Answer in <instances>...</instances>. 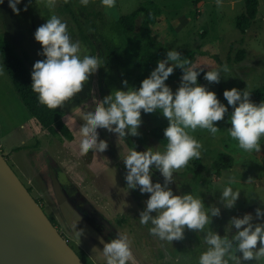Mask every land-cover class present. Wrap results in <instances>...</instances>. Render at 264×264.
<instances>
[{"label":"rangeland","instance_id":"374dc122","mask_svg":"<svg viewBox=\"0 0 264 264\" xmlns=\"http://www.w3.org/2000/svg\"><path fill=\"white\" fill-rule=\"evenodd\" d=\"M259 2L257 18L243 35L236 28V18L245 10L246 0H220L219 4L217 0H205L199 5H195V0H116L110 8L103 0H90L87 6L80 4L79 0H53L54 6L51 7L46 0H33L28 11H21L18 15L25 34L16 49L32 70L34 62L42 59L37 55L41 46L33 34L39 25L55 14L67 22L71 38L79 41L87 51L106 57L105 43L109 42L107 37L111 30L119 36L121 43L135 46L134 50L138 48L142 54L146 42L123 35L115 22L141 6L157 5L161 12L152 27V38L155 43L153 53L158 60L166 58L167 51L175 49L197 68L203 67L204 71L226 64L229 71L222 73L218 84L206 81L209 90L217 93L219 86L241 90L247 87L253 92L264 86V0ZM20 7L23 8V4ZM71 8L81 15L79 21L90 41L83 39ZM98 13L102 14V20ZM141 21L138 19V26ZM89 23L95 24V28L89 30L86 27ZM0 33L10 41L1 16ZM241 50L245 51V58L238 62L236 57ZM110 67V63H106L91 73L84 88L59 108L65 117H71L65 120L74 135V141H69L35 130L33 117L5 71L0 55V152L25 186L31 188L32 195L42 202L49 218L57 221L60 232L70 245L82 253L87 264H106L100 251L103 248L100 238L107 242L116 233L129 236L137 264H197L200 253L206 248L202 233L186 230L182 240L162 241L149 233L150 225L139 223V212L143 210V201L148 194L142 195L136 190L124 196L126 182L122 159L127 147L135 144L137 151H143L146 147L158 146L160 143L151 132L168 125L166 118L159 113H142L141 135L126 137L127 144L116 134L98 129L100 138L108 142L107 150L103 153L90 150L86 154L78 150L76 129L84 120L87 107L84 102L91 103L90 89H95V95L103 99L111 90L120 89L124 79L129 86H134L136 76L144 72L131 68L128 75L117 65ZM181 74L182 70L177 68L166 81L173 90L178 86ZM228 120L226 115L223 120L215 122L220 129L215 135L199 128L190 133L202 144L201 157L190 160L177 170L175 183L169 185L174 194L193 192L202 196L206 206L220 207L221 214L213 217L210 227L221 236L225 235V226L232 216L249 212L251 207H264L260 201L264 200V138L260 141L261 152L245 151L229 135L227 129L231 125ZM160 147L162 150L163 145ZM221 155L233 157L234 165L223 171L220 177L211 172L196 174L192 171L196 160L210 168ZM229 177L234 178L232 186L241 190L233 209H225L219 203L220 192ZM153 179L163 182L158 172ZM76 224L77 228H86V236L81 238V242L73 236L71 226ZM259 264H264V260Z\"/></svg>","mask_w":264,"mask_h":264},{"label":"clouds","instance_id":"9594fccd","mask_svg":"<svg viewBox=\"0 0 264 264\" xmlns=\"http://www.w3.org/2000/svg\"><path fill=\"white\" fill-rule=\"evenodd\" d=\"M79 2L87 6L90 0ZM103 2L110 8L116 0ZM219 2L217 0V4ZM4 3L5 0H0V5ZM32 3L33 0H7L8 8L17 16L21 11H28ZM46 3L54 6L53 0H46ZM33 36L41 46L37 55L42 59L32 66L30 87L39 102L50 109L60 108L73 98L89 81L90 74L107 63V57L87 51L79 41H74L67 22L55 14L39 25ZM177 68L182 74L173 90L166 81ZM228 71L226 64L204 71L203 67L197 68L189 59L183 58L180 52L169 50L166 58L157 61L156 67L139 87L129 86L124 79L120 89L111 90L103 99L95 95V89H90L91 103L84 102L87 104L84 120L76 129L81 154L90 150L103 153L108 142L100 138L98 129L116 134L127 144L126 137L141 135L142 113H159L167 119L168 125L163 132L167 143L162 150L160 144L143 151H137L135 144L127 147L122 159L126 182L124 196L136 190L142 195L148 194L143 201V210L139 212V223L150 225L149 233L162 241L182 240L186 230L202 233L206 248L200 253L197 264H245L249 261L259 264L264 260V207L255 208V215L246 212L232 216L225 226V235L221 236L210 227L213 217L220 216V207L206 206L202 196L193 192L174 194L169 186L175 183L177 170L190 160L201 157L202 144L190 133L199 128L215 135L220 131L215 122L223 120L226 115L231 125L227 131L239 147L249 152H261L264 101L256 104L247 87L243 90L233 87L222 93L225 104L216 92L198 81L203 72L204 80L218 84L222 73ZM62 118L64 121L71 119L64 115ZM156 172L162 176V183L154 181ZM233 183L234 178L229 177L219 195V203L225 209L235 208L240 197L241 190L234 188ZM260 201L264 205V200ZM71 227L74 238L81 242L86 236V228H77V224ZM100 243L106 264H137L126 233H116L107 242L100 238Z\"/></svg>","mask_w":264,"mask_h":264},{"label":"trees","instance_id":"16d2710c","mask_svg":"<svg viewBox=\"0 0 264 264\" xmlns=\"http://www.w3.org/2000/svg\"><path fill=\"white\" fill-rule=\"evenodd\" d=\"M66 2V0H64ZM205 0H195V5H199ZM260 2L259 0H246V6L243 13H241L236 18V28L245 35L247 30L252 26L253 21L257 18L258 8ZM69 9V8H68ZM71 14L76 24L80 28L82 37L86 41H90L88 35L83 30V25L79 21L81 15L71 8ZM160 8L157 5L152 6H141L133 13L120 17L115 24L119 29H121L123 35H130L134 38H141L146 42L145 51L141 54L140 50L135 46H126L121 43L119 36L110 30L108 35L109 42L105 43L107 50V63L112 66L117 65L121 72L124 74H131V68L139 69L144 71L136 76L134 86L139 87L140 82L146 78L149 74L148 71H152L156 67L158 61L156 55L153 53L155 48V43L153 40V25L155 24L157 16L160 14ZM92 14H95L92 12ZM99 19H103L101 13L97 14ZM2 18V14L0 13ZM19 17V16H18ZM20 18V17H19ZM138 19H142L139 26L137 25ZM3 20V19H2ZM21 20V18H20ZM86 27L95 28V24H86ZM5 28V25H4ZM6 30V29H5ZM7 32V31H6ZM8 34V33H7ZM9 35V34H8ZM0 55L2 58V65L7 72L10 80L12 81L19 97L21 98L24 106L33 117L34 127L36 131H44L45 133L53 136L59 137L60 139H67L69 141H74V135L71 132L69 125L62 118V112L59 108L50 109L47 106L41 104L37 98V94L31 89V70L26 64L24 57H22L16 49L12 39L10 41L4 38L0 33ZM245 58V51L241 50L237 54L236 60L238 62L243 61ZM203 73L198 77V81L201 84L206 85V80L203 79ZM207 86V85H206ZM225 88L219 86L217 90L218 97L226 104L227 102L223 100V91ZM253 102L259 104L264 101V86L258 88L252 92ZM167 125L161 126L154 129L151 135L163 146L166 145L167 141L164 137V129ZM234 165L233 157L229 155H221L218 161L214 162L209 168L202 164L201 160H196L192 171L196 174H209L211 172L214 176L220 177L222 172L231 169ZM195 178V177H194ZM197 178V177H196ZM195 178V179H196ZM197 181H200L196 179ZM32 193L31 188H28ZM37 201L42 205V202L37 199ZM257 207H251L249 212L254 213V209ZM242 215V214H238ZM51 221L55 226L58 227L57 221L51 218ZM63 235V234H62ZM231 235V234H229ZM64 236V235H63ZM65 237V236H64ZM67 239V238H66ZM79 256L83 259L82 253ZM84 260V259H83ZM85 262V261H84ZM86 263V262H85ZM87 264V263H86Z\"/></svg>","mask_w":264,"mask_h":264},{"label":"water","instance_id":"95a60500","mask_svg":"<svg viewBox=\"0 0 264 264\" xmlns=\"http://www.w3.org/2000/svg\"><path fill=\"white\" fill-rule=\"evenodd\" d=\"M0 12L14 45L20 46L25 34L20 18L7 0ZM0 264H86L1 152Z\"/></svg>","mask_w":264,"mask_h":264},{"label":"flooded vegetation","instance_id":"af4514ba","mask_svg":"<svg viewBox=\"0 0 264 264\" xmlns=\"http://www.w3.org/2000/svg\"><path fill=\"white\" fill-rule=\"evenodd\" d=\"M8 33V32H7ZM57 227V226H56ZM58 228V227H57ZM59 229V228H58ZM60 231V230H59ZM61 233V232H60ZM62 234V233H61ZM66 238V237H65ZM68 240V239H67Z\"/></svg>","mask_w":264,"mask_h":264}]
</instances>
